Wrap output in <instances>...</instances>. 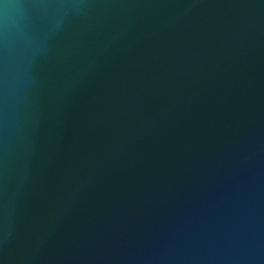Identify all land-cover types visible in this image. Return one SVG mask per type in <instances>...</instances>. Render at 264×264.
<instances>
[{
	"label": "water",
	"instance_id": "obj_1",
	"mask_svg": "<svg viewBox=\"0 0 264 264\" xmlns=\"http://www.w3.org/2000/svg\"><path fill=\"white\" fill-rule=\"evenodd\" d=\"M0 264H264V0H0Z\"/></svg>",
	"mask_w": 264,
	"mask_h": 264
}]
</instances>
